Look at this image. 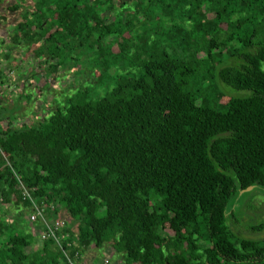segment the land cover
<instances>
[{
  "label": "trees",
  "instance_id": "1",
  "mask_svg": "<svg viewBox=\"0 0 264 264\" xmlns=\"http://www.w3.org/2000/svg\"><path fill=\"white\" fill-rule=\"evenodd\" d=\"M126 1L0 0L5 59L23 53L46 77L72 67L35 117L0 116V208L17 211L6 223L0 209V264L62 259L31 235L19 185L65 222L70 257L106 247L114 264H264V239L230 226L240 191L264 206V0ZM140 26L157 37L131 53L151 39ZM219 89L232 95L223 106Z\"/></svg>",
  "mask_w": 264,
  "mask_h": 264
},
{
  "label": "rangeland",
  "instance_id": "2",
  "mask_svg": "<svg viewBox=\"0 0 264 264\" xmlns=\"http://www.w3.org/2000/svg\"><path fill=\"white\" fill-rule=\"evenodd\" d=\"M237 1V0H236ZM135 0H127V6L133 7ZM205 6V3L203 4ZM143 7V5H142ZM149 10L153 12L152 7H149ZM180 10L183 11V9L180 7ZM208 18L217 19L219 15L217 13H211L207 16ZM155 20L148 21L146 24H148V27L158 24V22H154ZM154 22V23H153ZM152 23V24H150ZM134 26H131L128 29L129 36L131 35L130 31ZM147 27V28H148ZM162 27V26H161ZM116 28V26H114ZM166 29V28H164ZM142 30H145L146 36L149 35L151 39L149 40H143V42L139 43L136 41H133L134 44L130 46L131 53L134 52H140L141 50H145L152 48V45H150V41L157 37V31L156 29H151L152 31H147V29H144L142 26L139 27V33L142 32ZM163 30V27L162 29ZM225 33L226 28L224 24H221L217 28L216 36L214 37L215 43L224 45V39H225ZM3 34L0 33V37ZM124 37V34L122 35ZM116 39V35L110 34V36H103V38L100 40V43L98 44L100 47H104L109 45V42ZM144 44H148L145 46ZM3 48V46H2ZM10 50V49H9ZM112 51H116L115 47H112ZM3 53H0V71H2L3 77L5 76V81L3 83H0V116L12 119L13 112H17V115L15 119H21L22 121L29 119L31 117H35L37 113L39 112V109H43L51 100L52 96H62L64 94V90L68 89L69 83L72 79L71 75V66L70 64L66 63V66L64 68H59L56 73L53 76H47L44 74L42 68L36 67L33 65L32 59H30L27 56H24V54H20L17 57L10 56L9 59H5ZM3 55V56H2ZM90 55L93 57L94 55L92 52ZM2 56V57H1ZM197 57H200L199 55ZM16 58V59H15ZM32 71V72H30ZM31 74V75H30ZM53 79V80H52ZM36 87V88H35ZM43 91L42 97H36L39 93V90ZM38 90V92H37ZM32 91H36V93H33ZM218 92H222L224 97L220 99L219 103L221 106L225 105L226 98L229 96H232L231 94L225 93L223 90L219 89L216 90V94ZM13 113V114H12ZM28 120V121H29ZM12 121V120H10ZM247 193H238L236 199L234 200V216L237 219V222L235 223L233 220H230V226L232 232L243 239H249V240H263L264 239V206H263V200L261 197L254 193L252 196L248 198L246 195ZM2 214L5 216L6 223H9L13 218V215L17 212H13V208H5L1 207ZM15 216V215H14ZM17 217V215H16ZM25 220L23 217L21 218L18 216L15 221L17 220L22 225L25 226L26 224V215ZM25 224H24V221ZM16 221V222H17ZM262 225L261 229L258 231H255V227ZM23 231L26 232L27 228H24L21 226ZM18 229V230H19ZM163 231L168 234L169 236L174 237V235L164 226ZM36 245H34L35 247ZM106 247H102L100 249H96L95 252V261L99 260L100 258L107 257L111 263L117 262V258L113 255L107 256V251H105Z\"/></svg>",
  "mask_w": 264,
  "mask_h": 264
},
{
  "label": "built area",
  "instance_id": "3",
  "mask_svg": "<svg viewBox=\"0 0 264 264\" xmlns=\"http://www.w3.org/2000/svg\"><path fill=\"white\" fill-rule=\"evenodd\" d=\"M19 182V178H15ZM21 197L22 200L29 202L27 224L29 231L33 238L38 241H45L50 239L62 255V259L58 264H85L79 259L77 254L72 257L64 251L60 245V239L64 230L66 229V224L63 220L59 218H46L45 217V206L43 203H35L28 192L21 186ZM1 201V198H0ZM69 247V246H68ZM108 256V255H107ZM109 257V256H108ZM90 264H114L109 261L107 257L100 258L98 261L91 262Z\"/></svg>",
  "mask_w": 264,
  "mask_h": 264
},
{
  "label": "crops",
  "instance_id": "4",
  "mask_svg": "<svg viewBox=\"0 0 264 264\" xmlns=\"http://www.w3.org/2000/svg\"><path fill=\"white\" fill-rule=\"evenodd\" d=\"M36 241V240H35ZM35 245L38 244V242H34ZM95 253L93 254H87V253H84L81 255V260L83 263L85 264H90L91 262H94L95 261ZM98 261V260H97ZM118 263V262H117Z\"/></svg>",
  "mask_w": 264,
  "mask_h": 264
},
{
  "label": "water",
  "instance_id": "5",
  "mask_svg": "<svg viewBox=\"0 0 264 264\" xmlns=\"http://www.w3.org/2000/svg\"><path fill=\"white\" fill-rule=\"evenodd\" d=\"M253 187H247L246 189L240 191L239 193H247L252 190Z\"/></svg>",
  "mask_w": 264,
  "mask_h": 264
}]
</instances>
